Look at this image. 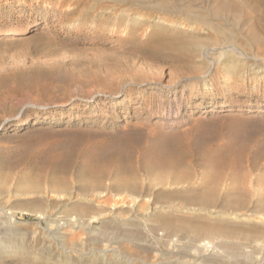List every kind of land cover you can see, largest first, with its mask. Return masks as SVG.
<instances>
[{"label":"rangeland","instance_id":"obj_1","mask_svg":"<svg viewBox=\"0 0 264 264\" xmlns=\"http://www.w3.org/2000/svg\"><path fill=\"white\" fill-rule=\"evenodd\" d=\"M262 205L264 0H0V221L26 248L0 264H103L47 247L75 207L154 218L153 253L112 243L140 264Z\"/></svg>","mask_w":264,"mask_h":264},{"label":"bare ground","instance_id":"obj_2","mask_svg":"<svg viewBox=\"0 0 264 264\" xmlns=\"http://www.w3.org/2000/svg\"><path fill=\"white\" fill-rule=\"evenodd\" d=\"M26 30L27 27H24L16 32L21 33L25 32ZM118 198L124 197L120 195L117 197V199ZM75 208H72L71 213H68L66 211L67 214L57 217V219H59V222H57L56 225L53 227L55 231L52 235L48 236L50 240L46 242L47 247H49V249L53 250L55 248L59 250L62 255L67 257L75 255L79 258V260L89 258L90 261H101L103 264L139 263L135 260H132L131 257L124 259L123 256L118 254L117 246L114 245L116 246V248L112 246V243L114 242L120 245H122V242H125L129 244L132 248L141 252L152 251L155 249L153 246H150L149 244L143 242L144 231L146 230V227H140L141 222H144L146 224L150 220L154 221V218L152 219L148 216L135 218L134 220L138 221V225H136V227H131L130 218L120 217V214L116 213L115 219L118 221L115 224L116 230L110 229L112 227L114 228V226L109 227L106 224L104 225L103 229H92L90 227V223L91 219L95 218V215L86 218L87 214L83 211V209ZM243 215L244 218L242 219L246 218L256 223H253L252 226L242 230L227 233L220 232L219 234L214 233L212 229H198L196 233L197 237L213 235L215 236L214 238H216V241H213V239L209 238V240L206 243H203L202 246L194 244L191 247L193 251L190 250L189 246L181 247L180 245L173 243L168 247V249L166 250V255L161 259L157 260L153 258V260H149L148 262L146 260H140V264H264V214L261 212H256L252 214L248 213ZM235 216L241 217L240 214H235ZM180 224H184V222H180ZM162 227H164L162 223L159 224L157 227L151 226L152 229ZM85 230L87 236L82 237V235H84ZM173 230L174 228L171 229V232H174ZM104 241L107 242V244H103ZM212 242H214L213 248L216 249V253L214 255L212 254L213 256H204L202 254V250H204L203 247L206 244ZM98 246L102 247L99 248ZM163 247L165 246L163 245ZM25 251L26 248L21 242H19L15 229L10 224H6L1 220L0 259L6 256H13L20 253H24ZM153 252L154 251H152L151 253ZM225 256H228L227 258H231V260L227 261L225 259Z\"/></svg>","mask_w":264,"mask_h":264}]
</instances>
